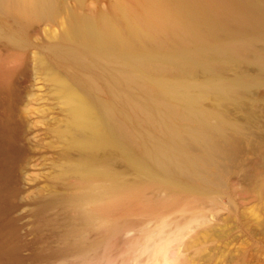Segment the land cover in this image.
Returning a JSON list of instances; mask_svg holds the SVG:
<instances>
[{
    "label": "bare ground",
    "instance_id": "obj_1",
    "mask_svg": "<svg viewBox=\"0 0 264 264\" xmlns=\"http://www.w3.org/2000/svg\"><path fill=\"white\" fill-rule=\"evenodd\" d=\"M62 10L65 0H0L13 42ZM67 12L49 48L69 70L55 74L78 153L66 170L102 240L112 245L132 212L207 200L238 167L264 194V0H115Z\"/></svg>",
    "mask_w": 264,
    "mask_h": 264
},
{
    "label": "rangeland",
    "instance_id": "obj_2",
    "mask_svg": "<svg viewBox=\"0 0 264 264\" xmlns=\"http://www.w3.org/2000/svg\"><path fill=\"white\" fill-rule=\"evenodd\" d=\"M114 2L65 0V10L33 23L16 42L0 19V264H264V194L245 186L243 167L207 200L132 212L113 246L85 219L66 170L78 156L72 114L55 78L69 70L49 48L68 10L91 14ZM2 150L11 152L8 160Z\"/></svg>",
    "mask_w": 264,
    "mask_h": 264
}]
</instances>
